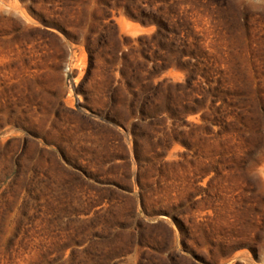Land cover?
<instances>
[{
  "label": "rangeland",
  "instance_id": "374dc122",
  "mask_svg": "<svg viewBox=\"0 0 264 264\" xmlns=\"http://www.w3.org/2000/svg\"><path fill=\"white\" fill-rule=\"evenodd\" d=\"M0 264H264V0H0Z\"/></svg>",
  "mask_w": 264,
  "mask_h": 264
}]
</instances>
